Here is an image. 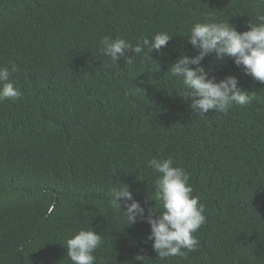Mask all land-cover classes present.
Segmentation results:
<instances>
[{"label":"trees","instance_id":"16d2710c","mask_svg":"<svg viewBox=\"0 0 264 264\" xmlns=\"http://www.w3.org/2000/svg\"><path fill=\"white\" fill-rule=\"evenodd\" d=\"M261 15L260 0H0V68L23 94L0 102V264H72L65 242L80 229L103 238L97 264L142 250L155 264H264V84L232 58L206 57L217 82L234 76L256 97L203 118L168 73L198 54L193 24L211 17L244 32ZM158 32L173 38L150 60L126 51L117 66L99 51L104 36L135 46ZM153 157L185 168L207 208L186 259L159 261L150 226L127 227L110 203L119 182L146 215L162 210Z\"/></svg>","mask_w":264,"mask_h":264},{"label":"clouds","instance_id":"9594fccd","mask_svg":"<svg viewBox=\"0 0 264 264\" xmlns=\"http://www.w3.org/2000/svg\"><path fill=\"white\" fill-rule=\"evenodd\" d=\"M260 3L264 4V0ZM258 19V24L251 22L249 30L244 32H239L228 21L216 22L211 17L191 27L187 41L198 54L191 58L181 55L168 73L181 82L183 92L179 95L191 101L195 116L205 118L210 110L227 115L234 105L247 106L255 99L256 93L242 90L234 76L217 82L202 66V61L212 54L217 60L227 56L234 60L237 67H242L246 75L264 84V15ZM172 38L167 32H158L151 38H142L133 46L123 38L104 36L99 41V51L119 66L117 62L125 57L126 51L139 55L147 49L146 56L150 60L149 54L153 51L160 53ZM133 56L127 58L125 64L131 65ZM12 71H15L14 65ZM137 90L142 89L133 86L129 89L132 93ZM22 95L11 80L9 69L0 68V102L15 101ZM146 166L153 171L155 200L162 210L157 211L155 206L147 209L146 215L145 208L133 198L129 188L119 182L110 190V203L115 210L123 213L127 227L138 222L150 226L147 240L152 241V249L159 261L170 257L186 259L189 253L199 248L200 241L195 233L207 221L206 205L193 194L190 174L185 168L174 166L172 157H153L146 162ZM65 244L72 264H97L94 253L103 244V238L92 229H80ZM142 251L129 264H155Z\"/></svg>","mask_w":264,"mask_h":264}]
</instances>
